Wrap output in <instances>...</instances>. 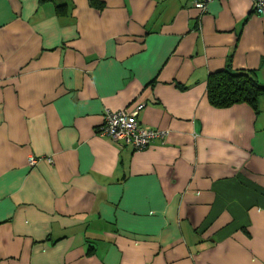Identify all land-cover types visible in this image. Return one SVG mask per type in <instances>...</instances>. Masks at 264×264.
<instances>
[{
    "label": "crops",
    "instance_id": "crops-1",
    "mask_svg": "<svg viewBox=\"0 0 264 264\" xmlns=\"http://www.w3.org/2000/svg\"><path fill=\"white\" fill-rule=\"evenodd\" d=\"M95 1L0 0V264H264V94L207 93L224 69L264 85V16ZM138 104L164 141L98 133Z\"/></svg>",
    "mask_w": 264,
    "mask_h": 264
},
{
    "label": "built area",
    "instance_id": "built-area-1",
    "mask_svg": "<svg viewBox=\"0 0 264 264\" xmlns=\"http://www.w3.org/2000/svg\"><path fill=\"white\" fill-rule=\"evenodd\" d=\"M214 0H195L194 7L201 12L205 11L208 4ZM252 12L264 16V0H251ZM144 104H138L134 109L127 108L113 111L107 109L104 112V122L98 128V133L110 137L119 146H130L134 150H143L157 141H164L167 131L141 125L137 114ZM40 158L29 155L28 164L34 166ZM51 162L50 158L48 159Z\"/></svg>",
    "mask_w": 264,
    "mask_h": 264
},
{
    "label": "trees",
    "instance_id": "trees-1",
    "mask_svg": "<svg viewBox=\"0 0 264 264\" xmlns=\"http://www.w3.org/2000/svg\"><path fill=\"white\" fill-rule=\"evenodd\" d=\"M95 4V0H91ZM210 103L215 107H227L236 103H247L256 107L259 97L264 94L252 71L224 69L210 74L207 81Z\"/></svg>",
    "mask_w": 264,
    "mask_h": 264
}]
</instances>
